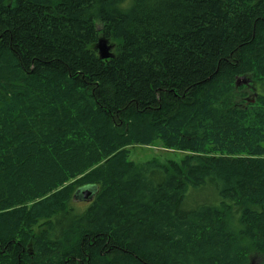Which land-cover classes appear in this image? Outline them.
<instances>
[{
	"label": "trees",
	"instance_id": "trees-1",
	"mask_svg": "<svg viewBox=\"0 0 264 264\" xmlns=\"http://www.w3.org/2000/svg\"><path fill=\"white\" fill-rule=\"evenodd\" d=\"M250 263L264 0H0V264Z\"/></svg>",
	"mask_w": 264,
	"mask_h": 264
},
{
	"label": "rangeland",
	"instance_id": "rangeland-1",
	"mask_svg": "<svg viewBox=\"0 0 264 264\" xmlns=\"http://www.w3.org/2000/svg\"><path fill=\"white\" fill-rule=\"evenodd\" d=\"M250 78H240L237 83L238 87L244 85L247 88V99L253 98V90H251V79ZM127 150L129 151V160L134 162L136 165H139L140 163H144L149 160H158L161 163H164L167 160H180L182 157V153L174 151V150H168L165 148H162L160 144H153L149 147H139V146H132L128 147Z\"/></svg>",
	"mask_w": 264,
	"mask_h": 264
},
{
	"label": "water",
	"instance_id": "water-1",
	"mask_svg": "<svg viewBox=\"0 0 264 264\" xmlns=\"http://www.w3.org/2000/svg\"><path fill=\"white\" fill-rule=\"evenodd\" d=\"M98 51V56L102 60H107L112 57L111 50L112 46L104 39H99L95 47ZM238 84V83H237ZM98 189L95 186H88L84 189H79L73 197V202H92L94 196L97 194ZM251 264V263H250Z\"/></svg>",
	"mask_w": 264,
	"mask_h": 264
},
{
	"label": "bare ground",
	"instance_id": "bare-ground-1",
	"mask_svg": "<svg viewBox=\"0 0 264 264\" xmlns=\"http://www.w3.org/2000/svg\"><path fill=\"white\" fill-rule=\"evenodd\" d=\"M98 43V42H97ZM96 49V48H95ZM97 50V49H96ZM98 53V52H97ZM241 78V77H240ZM240 78H237V81L240 79ZM236 87H238V84H237V82H236Z\"/></svg>",
	"mask_w": 264,
	"mask_h": 264
}]
</instances>
